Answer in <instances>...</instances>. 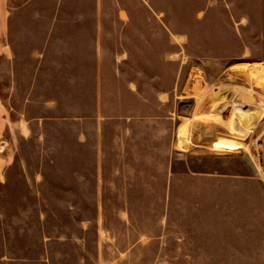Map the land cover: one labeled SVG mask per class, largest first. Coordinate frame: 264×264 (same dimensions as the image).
<instances>
[{
  "label": "rangeland",
  "instance_id": "obj_1",
  "mask_svg": "<svg viewBox=\"0 0 264 264\" xmlns=\"http://www.w3.org/2000/svg\"><path fill=\"white\" fill-rule=\"evenodd\" d=\"M114 79L175 116L190 194L159 216L72 192V117ZM0 264H264V0H0Z\"/></svg>",
  "mask_w": 264,
  "mask_h": 264
},
{
  "label": "crops",
  "instance_id": "obj_2",
  "mask_svg": "<svg viewBox=\"0 0 264 264\" xmlns=\"http://www.w3.org/2000/svg\"><path fill=\"white\" fill-rule=\"evenodd\" d=\"M93 47L87 50L88 56L99 55L101 60V55L108 53L106 48ZM146 51L152 53V48ZM92 58L97 59V56ZM96 65L102 67L100 62L95 64V69ZM95 83L93 92L87 90L85 94L94 97L95 111L72 117L73 151L78 150L82 161H87L80 163L87 167V173L73 176L74 197L101 200V209L105 208L107 199L143 200L144 204L150 200V208H137V205L134 210L159 216L160 200L168 199L170 203V199L189 195L188 189H181L176 183L191 178L175 175L170 169L177 129L172 110L160 98L165 93L154 92V83H148L155 94L154 102L147 97L148 91L143 89L144 82L140 79L134 88H130L131 82L127 79L97 80ZM113 87H119V91L113 93ZM127 99L132 103L125 105ZM126 206L119 213H126L132 219L134 212L127 203ZM128 223L123 225L131 228L133 224ZM141 243L139 239L134 245Z\"/></svg>",
  "mask_w": 264,
  "mask_h": 264
},
{
  "label": "water",
  "instance_id": "obj_3",
  "mask_svg": "<svg viewBox=\"0 0 264 264\" xmlns=\"http://www.w3.org/2000/svg\"><path fill=\"white\" fill-rule=\"evenodd\" d=\"M203 136L206 137V138H211V137L214 136V133L205 131V132H203ZM255 172H256V170H255Z\"/></svg>",
  "mask_w": 264,
  "mask_h": 264
},
{
  "label": "bare ground",
  "instance_id": "obj_4",
  "mask_svg": "<svg viewBox=\"0 0 264 264\" xmlns=\"http://www.w3.org/2000/svg\"><path fill=\"white\" fill-rule=\"evenodd\" d=\"M251 161H252V160H251ZM251 161H250V162H251ZM252 163H253V162H252ZM252 165H253V164H252ZM253 166H254V165H253ZM253 168L256 170V172H259V170H258L257 167L254 166Z\"/></svg>",
  "mask_w": 264,
  "mask_h": 264
}]
</instances>
